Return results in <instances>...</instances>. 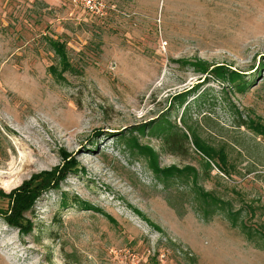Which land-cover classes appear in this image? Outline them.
Masks as SVG:
<instances>
[{"label":"rangeland","instance_id":"rangeland-1","mask_svg":"<svg viewBox=\"0 0 264 264\" xmlns=\"http://www.w3.org/2000/svg\"><path fill=\"white\" fill-rule=\"evenodd\" d=\"M103 1L97 18L72 0H0V192L70 167L25 214L31 230L0 199V264H264V0ZM181 120L189 150L173 156L162 134L187 133ZM195 140L224 146L234 175ZM156 170L198 174L253 238L226 214L206 223L181 183L179 216Z\"/></svg>","mask_w":264,"mask_h":264},{"label":"trees","instance_id":"trees-1","mask_svg":"<svg viewBox=\"0 0 264 264\" xmlns=\"http://www.w3.org/2000/svg\"><path fill=\"white\" fill-rule=\"evenodd\" d=\"M48 42L56 56L63 61L64 70L66 71L71 69L72 67L68 60L66 43L53 39L48 40ZM221 73H223V70ZM211 74H214L215 76L219 74V76H222V74L217 73L216 71H213ZM236 77L237 74L232 73L229 79L233 82L237 80ZM239 86L242 88L241 90L246 88V85L241 82L239 83ZM183 125L187 128L185 121L183 122ZM239 127H247L251 129V127H249V123L246 121L239 123ZM254 130V133L257 136L264 138V127L262 125H257ZM189 133L190 128H187L186 133L179 127L164 131L162 139L167 152L173 156H184L189 150V136L187 135ZM195 142L198 148L211 161L217 162L213 164L216 165L225 176L231 177L234 175L236 167L231 163L229 154L224 146L214 148L212 146L200 144L197 140H195ZM204 164L209 169H212L211 163ZM69 169L70 167H66V165L62 168L56 167L51 171H45L33 175L30 180L25 181L21 187L15 189L9 195H3L0 192V199L8 200L9 203L8 209L4 211V215L9 220V223L14 226H21V230L26 229L30 223L27 219H25V214L33 210L35 202L42 196L43 193L58 188L61 179L65 177L66 171ZM156 171L158 172L157 178L160 180L164 190L167 192L166 201L179 216H184V212L181 211L184 208V202L183 198H181L183 194H180L181 196L172 194L175 192L174 185L177 183L183 184L185 190L189 191V196L193 197L194 210L206 223L211 222L219 213L226 214L228 220L234 228H241L244 234H246L250 239L253 238L254 233H252V231L248 229V226L240 220L241 212H235L233 204L224 201L217 196L215 192L207 191L203 187L199 186L198 174L193 173L191 175L183 172L182 170ZM23 221H27V223L25 224ZM31 229L32 225L29 227V230ZM261 234L262 239H264V233ZM259 248L264 249V246H259Z\"/></svg>","mask_w":264,"mask_h":264},{"label":"built area","instance_id":"built-area-1","mask_svg":"<svg viewBox=\"0 0 264 264\" xmlns=\"http://www.w3.org/2000/svg\"><path fill=\"white\" fill-rule=\"evenodd\" d=\"M72 2L97 18L104 17L107 13V5L103 0H72Z\"/></svg>","mask_w":264,"mask_h":264}]
</instances>
